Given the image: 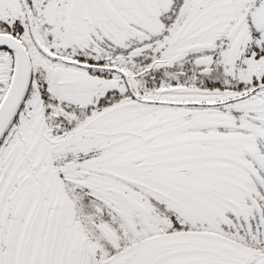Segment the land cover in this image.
I'll list each match as a JSON object with an SVG mask.
<instances>
[{
    "label": "snow or ice",
    "instance_id": "snow-or-ice-1",
    "mask_svg": "<svg viewBox=\"0 0 264 264\" xmlns=\"http://www.w3.org/2000/svg\"><path fill=\"white\" fill-rule=\"evenodd\" d=\"M0 264H264V0H0Z\"/></svg>",
    "mask_w": 264,
    "mask_h": 264
}]
</instances>
